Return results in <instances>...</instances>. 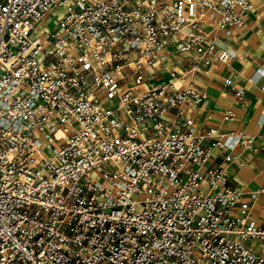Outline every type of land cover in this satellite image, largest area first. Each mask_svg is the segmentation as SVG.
<instances>
[{
    "label": "built area",
    "instance_id": "obj_1",
    "mask_svg": "<svg viewBox=\"0 0 264 264\" xmlns=\"http://www.w3.org/2000/svg\"><path fill=\"white\" fill-rule=\"evenodd\" d=\"M251 6L0 0V264H264V182L226 165L254 136L192 113Z\"/></svg>",
    "mask_w": 264,
    "mask_h": 264
},
{
    "label": "crops",
    "instance_id": "obj_2",
    "mask_svg": "<svg viewBox=\"0 0 264 264\" xmlns=\"http://www.w3.org/2000/svg\"><path fill=\"white\" fill-rule=\"evenodd\" d=\"M251 9L242 27H232L229 32L217 33L218 49H227L231 61L227 64L214 63L209 74L199 73L195 81L206 91L207 96L199 108L193 110L197 127H211L223 124L220 132L243 131L254 136V146H236L230 151L234 159L227 162L230 184L250 193L264 182V85L251 77L264 66V0H250ZM230 78L233 85L243 88L238 97L235 91L225 85ZM233 108L235 118L222 121L224 111ZM223 160L216 150L211 164ZM257 201V207L261 205Z\"/></svg>",
    "mask_w": 264,
    "mask_h": 264
},
{
    "label": "rangeland",
    "instance_id": "obj_3",
    "mask_svg": "<svg viewBox=\"0 0 264 264\" xmlns=\"http://www.w3.org/2000/svg\"><path fill=\"white\" fill-rule=\"evenodd\" d=\"M56 17V16H55Z\"/></svg>",
    "mask_w": 264,
    "mask_h": 264
}]
</instances>
